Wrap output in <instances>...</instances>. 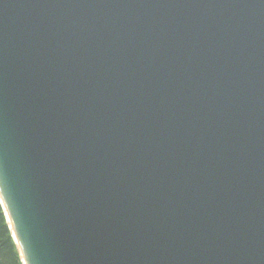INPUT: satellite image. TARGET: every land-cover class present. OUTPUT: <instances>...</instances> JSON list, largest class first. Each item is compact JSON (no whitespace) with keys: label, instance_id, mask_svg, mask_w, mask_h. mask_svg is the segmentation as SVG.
Listing matches in <instances>:
<instances>
[{"label":"water","instance_id":"1","mask_svg":"<svg viewBox=\"0 0 264 264\" xmlns=\"http://www.w3.org/2000/svg\"><path fill=\"white\" fill-rule=\"evenodd\" d=\"M0 199L24 264H264V0H0Z\"/></svg>","mask_w":264,"mask_h":264},{"label":"trees","instance_id":"2","mask_svg":"<svg viewBox=\"0 0 264 264\" xmlns=\"http://www.w3.org/2000/svg\"><path fill=\"white\" fill-rule=\"evenodd\" d=\"M0 264H23L0 202Z\"/></svg>","mask_w":264,"mask_h":264}]
</instances>
